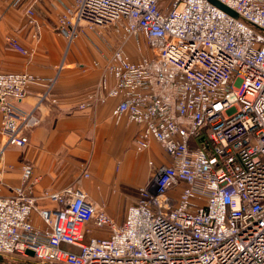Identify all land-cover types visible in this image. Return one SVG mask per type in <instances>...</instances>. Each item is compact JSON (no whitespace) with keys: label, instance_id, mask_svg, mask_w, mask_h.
<instances>
[{"label":"built area","instance_id":"1","mask_svg":"<svg viewBox=\"0 0 264 264\" xmlns=\"http://www.w3.org/2000/svg\"><path fill=\"white\" fill-rule=\"evenodd\" d=\"M215 1L238 16L210 0L62 5L56 29L69 43L109 26L122 39L87 105L117 99L114 119L139 126L135 153L154 142L165 162L148 160L153 173L119 224L75 185L35 196L40 177L24 164L10 195L0 179V254L42 264H264V0ZM25 11L34 25L33 4ZM130 39L140 52L143 39L149 53L134 60L124 48ZM6 40L30 53L16 37ZM32 83L44 90L26 110L19 102ZM52 86L31 72H0V154L28 142L39 104L56 101ZM89 225L108 233L94 236Z\"/></svg>","mask_w":264,"mask_h":264},{"label":"crops","instance_id":"2","mask_svg":"<svg viewBox=\"0 0 264 264\" xmlns=\"http://www.w3.org/2000/svg\"><path fill=\"white\" fill-rule=\"evenodd\" d=\"M72 1L25 0L15 6L11 0H0V72H31L44 79H53L51 91L56 99L39 104L40 122L26 132L28 142L24 146H8L0 154L1 193L4 195H10L12 188L21 185V169L26 163L33 167V174L40 177L33 187L35 196L75 185L95 203L98 199L91 190L93 186L97 187L98 194L105 192V185L113 183L139 187L153 173L148 164L151 156L146 160L150 170H140L137 177L130 176L129 166L125 171L120 169L127 163L125 150L130 149L129 145L133 147L139 126L125 117L118 122L114 119L111 108L117 99L87 105L88 94L98 88L106 57L112 48L107 50L109 52L100 49L107 48L103 43L94 47L88 38L95 41L98 37L87 31L70 43L57 31L55 25L62 5ZM30 4L35 11L34 25L28 23L25 11ZM36 29L38 37L34 36ZM8 36L16 37L30 53L24 55L10 48L6 42ZM128 49L126 47L130 54ZM43 90L44 83H32L19 105L31 109ZM81 104L86 106L80 107ZM2 143L0 130V149ZM153 147L158 146L151 142L146 153ZM163 162L164 158L155 164ZM84 171L90 179L83 175ZM37 204L51 205L42 200Z\"/></svg>","mask_w":264,"mask_h":264},{"label":"rangeland","instance_id":"3","mask_svg":"<svg viewBox=\"0 0 264 264\" xmlns=\"http://www.w3.org/2000/svg\"><path fill=\"white\" fill-rule=\"evenodd\" d=\"M53 25V24H52ZM56 26V25H55ZM256 30H258L256 27H254ZM88 34L93 35V37L97 36L98 39L93 41L91 38H88V41L96 48L100 46L101 43H103L107 48L100 49H106L110 50V48H115L120 45L122 42V39L119 35L115 34L113 26L109 27H97L94 29H85ZM91 37V36H89ZM97 41V42H96ZM136 40L130 39L128 42L125 43L124 48H130L128 51H130L131 57L136 60L141 53L147 54L149 53L148 48L144 42L143 39H141V45L143 48V51L140 52L137 50L136 46ZM127 51V50H126ZM109 52V51H107ZM155 145L159 146L157 143H154ZM128 150H125V161L128 163L122 165L120 169L125 171L127 169V166H129V172H131V177H137L136 175L139 173L140 170H150L147 164V156H151L155 162H160L163 157L161 153L160 147H153L151 151L148 153L142 152L139 155L135 154V151L131 145H129ZM146 167V168H145ZM120 170V171H121ZM127 173V172H126ZM87 179H90L87 177ZM142 186V185H141ZM104 193H99L97 187H92V192L94 195H96L97 200V206L98 208L102 209L104 212H106L116 224H119L124 217L126 207L132 203H134L138 197V187H133L129 185H121V184H109L105 185L103 187ZM90 228L93 230L94 236H103L104 234L108 233V229L106 227L104 228H95L89 225ZM87 238L90 236L87 235Z\"/></svg>","mask_w":264,"mask_h":264},{"label":"water","instance_id":"4","mask_svg":"<svg viewBox=\"0 0 264 264\" xmlns=\"http://www.w3.org/2000/svg\"><path fill=\"white\" fill-rule=\"evenodd\" d=\"M210 1H212L216 6H218L219 8L224 10L226 13L230 14L231 16L233 17L238 16L235 11L219 3L218 1H215V0H210ZM28 253L30 256L33 255L31 251H28ZM0 263L2 264H42L40 261L31 259V258H21V257L6 255V254H0ZM45 264H50V263H45Z\"/></svg>","mask_w":264,"mask_h":264}]
</instances>
